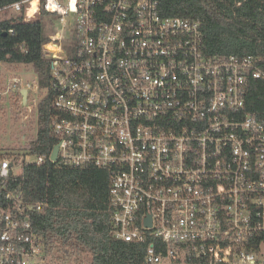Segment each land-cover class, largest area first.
<instances>
[{
    "label": "built area",
    "instance_id": "built-area-1",
    "mask_svg": "<svg viewBox=\"0 0 264 264\" xmlns=\"http://www.w3.org/2000/svg\"><path fill=\"white\" fill-rule=\"evenodd\" d=\"M5 10L62 26L43 44L56 160L54 148L31 152L38 130L3 143L6 109L30 100L37 109L42 96L30 98L38 81L0 84V264H46L31 221L41 205L17 181L48 160L110 172L115 236L146 243L143 264H264V115L246 108L252 82L264 80L257 56L208 55L201 23L164 15L160 0H20Z\"/></svg>",
    "mask_w": 264,
    "mask_h": 264
},
{
    "label": "trees",
    "instance_id": "trees-1",
    "mask_svg": "<svg viewBox=\"0 0 264 264\" xmlns=\"http://www.w3.org/2000/svg\"><path fill=\"white\" fill-rule=\"evenodd\" d=\"M16 1L20 0H0V8ZM160 9L167 16L199 21L208 55L252 54L264 68V0H160ZM13 13L0 17V62L31 64L38 73L42 96L36 109L38 131L28 147L32 153H49L58 139L51 134L55 93L52 62L43 53L49 39L42 22L45 14L26 19L23 13ZM14 94L19 100L23 97L21 91ZM246 104L247 111L264 115V80L252 82ZM17 183L29 204L41 205L31 221L46 258L59 264L144 263L146 243L115 236L106 168H75L48 160L25 165Z\"/></svg>",
    "mask_w": 264,
    "mask_h": 264
},
{
    "label": "rangeland",
    "instance_id": "rangeland-1",
    "mask_svg": "<svg viewBox=\"0 0 264 264\" xmlns=\"http://www.w3.org/2000/svg\"><path fill=\"white\" fill-rule=\"evenodd\" d=\"M13 14L14 13L11 10H8L6 13H4V11H0V17L10 16ZM66 21L69 24H73V20L70 17H68ZM42 22L48 36L52 35L56 28L62 26L61 20L51 14H45L42 17ZM16 76L22 79L23 86L27 82H37L39 80L38 73L31 64H11L7 62H0V81L2 84H6V82ZM39 94H41L40 90H37L36 92L33 90L30 98L40 97ZM14 95L18 98L16 94ZM31 102L32 101L30 100L29 104ZM29 104L23 106L21 103L15 102L11 107L6 109L5 123L7 132H5V136L3 138L4 144H23V141L18 143L16 138L19 133H26L28 134L27 137H31L35 134L37 130V112L34 104L32 105V110L29 109ZM25 116H27V118ZM57 262L58 261L56 259L49 257L46 259V264H59Z\"/></svg>",
    "mask_w": 264,
    "mask_h": 264
},
{
    "label": "water",
    "instance_id": "water-1",
    "mask_svg": "<svg viewBox=\"0 0 264 264\" xmlns=\"http://www.w3.org/2000/svg\"><path fill=\"white\" fill-rule=\"evenodd\" d=\"M21 93L23 95V102H26V98H27V95H28V90L24 88V89H22ZM58 150H59V144L55 145V147L53 149V152H52V159L53 160L57 159ZM148 223H150V222H148ZM148 225H150V224H148Z\"/></svg>",
    "mask_w": 264,
    "mask_h": 264
},
{
    "label": "bare ground",
    "instance_id": "bare-ground-1",
    "mask_svg": "<svg viewBox=\"0 0 264 264\" xmlns=\"http://www.w3.org/2000/svg\"><path fill=\"white\" fill-rule=\"evenodd\" d=\"M47 49L50 50V51H51V50H56V47H55L53 44L50 43V44L47 46Z\"/></svg>",
    "mask_w": 264,
    "mask_h": 264
}]
</instances>
